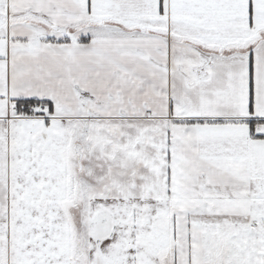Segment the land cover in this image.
<instances>
[{
  "label": "snow or ice",
  "instance_id": "obj_1",
  "mask_svg": "<svg viewBox=\"0 0 264 264\" xmlns=\"http://www.w3.org/2000/svg\"><path fill=\"white\" fill-rule=\"evenodd\" d=\"M0 264H264V0H0Z\"/></svg>",
  "mask_w": 264,
  "mask_h": 264
}]
</instances>
